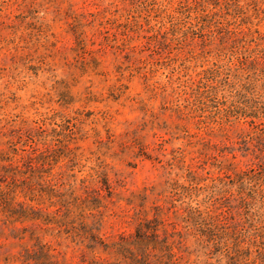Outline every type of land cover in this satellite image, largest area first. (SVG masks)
<instances>
[{
  "label": "rangeland",
  "instance_id": "rangeland-1",
  "mask_svg": "<svg viewBox=\"0 0 264 264\" xmlns=\"http://www.w3.org/2000/svg\"><path fill=\"white\" fill-rule=\"evenodd\" d=\"M0 264H264V0H0Z\"/></svg>",
  "mask_w": 264,
  "mask_h": 264
}]
</instances>
